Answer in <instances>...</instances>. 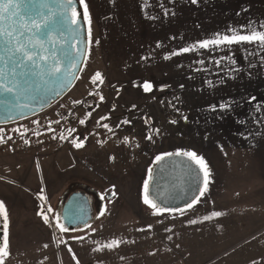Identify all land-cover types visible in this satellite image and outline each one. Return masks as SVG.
Returning <instances> with one entry per match:
<instances>
[{"label":"rangeland","instance_id":"obj_1","mask_svg":"<svg viewBox=\"0 0 264 264\" xmlns=\"http://www.w3.org/2000/svg\"><path fill=\"white\" fill-rule=\"evenodd\" d=\"M85 3L92 43L76 83L45 111L0 125L5 264H63L66 239L54 218L73 191L95 196L98 205L80 230L98 222L108 233L129 225L131 239L138 232L144 237L143 264H264V50L242 44L173 55L230 29L264 30V0ZM96 73L103 82L94 88ZM89 101L91 116L81 125L82 111L74 107ZM72 108L77 117L51 123ZM50 123L55 133L48 131ZM35 127L40 134H30L25 144L20 133ZM68 129L76 131L61 140ZM78 135L86 138L79 149L70 142ZM177 151L203 158L207 191L182 214L154 216L143 202L144 183L157 156ZM214 211L221 215L203 220Z\"/></svg>","mask_w":264,"mask_h":264},{"label":"snow or ice","instance_id":"obj_2","mask_svg":"<svg viewBox=\"0 0 264 264\" xmlns=\"http://www.w3.org/2000/svg\"><path fill=\"white\" fill-rule=\"evenodd\" d=\"M198 0H191V3L196 4ZM28 3L32 4V7L25 8L23 14H21L22 0H0V50H2L5 55L0 57V60H4L6 64H10L8 71L0 70V96H6V100H0V104L5 105L9 110L15 106L17 108H27V104H20L19 100L21 96L28 91L27 88H24L20 85L17 80L16 69H21V75L27 77L34 74H40L42 76L46 75L50 78L63 77L64 80H68L69 77L73 75V70L76 68V65L80 62L78 57L71 56L69 57L67 53H62L67 59V64L62 68L61 64L63 61L60 59V56L57 53V48H62L57 36L65 32L70 26L72 29L77 30L79 25V13L77 9V0H39V3H35L34 0H28ZM80 6L83 7V20L88 27V43L91 44V28H90V17L88 14L87 5L85 0H78ZM261 29H264V24L260 25ZM77 35H73V39H77ZM256 45L261 50H264V30H257L256 28L249 25L246 29L241 28L240 30L230 29V34H214L213 37L198 41L195 45L190 47H185L180 49L177 52H174L173 55H179L188 52H194L197 49L202 50H211L220 47H228L231 49L234 45ZM75 46V45H74ZM168 56H165V59H168ZM219 66V61H216ZM102 83L100 73H96L92 78L91 83L94 86L97 85V81ZM63 82V81H61ZM150 85L145 84L144 90L147 92L150 90ZM89 95H99V93L90 92ZM104 97L100 95V102H103ZM75 103L79 104L80 101ZM91 107V106H90ZM221 109L225 108V105L220 106ZM215 110V109H213ZM91 116V112L86 113V118ZM11 119V116H9ZM108 119V117H101V120ZM60 120L53 121L51 123L60 124ZM86 122L85 119H80L79 123L84 125ZM129 120H124L122 123H130ZM175 123V121H171ZM34 123H38L35 122ZM51 123L48 127V131L55 133L56 129L51 127ZM97 124H100V121H97ZM102 127L108 129L107 124H103ZM110 130V129H109ZM13 131H19L18 129H13ZM75 129L69 130V136L75 132ZM158 131V130H157ZM2 132V129H0ZM23 137L24 133H20ZM39 135L40 133H34ZM57 136L53 135L52 139H56ZM59 138L61 140L68 139V136L60 134ZM151 139V136L147 137ZM8 140H11L12 137L8 136ZM86 139V138H85ZM78 137H73L71 143L77 149L84 146L83 141L78 142ZM0 143H4L3 136H0ZM25 144H28V140H24ZM178 156V157H187L188 160L193 161L196 165L199 166L200 170L204 175V187L200 189L199 196L192 198L187 204V208L191 209L194 204L198 203L200 198L207 191V185L209 183L208 176L209 171L207 165L203 158L198 157L194 152H184L177 151L176 153H166L164 156ZM164 156H157L156 160L161 161L164 159ZM43 191V190H42ZM144 198L143 202L152 209V215H162L164 212L169 211H178L181 214L185 209H169L167 207H160L157 203H154L149 199V182L146 180L144 183ZM115 195V193H113ZM41 200L45 198L40 197ZM103 199V197H102ZM52 209L49 208L48 212H51ZM4 214V204L0 202V215ZM42 214V213H38ZM100 215H104V212L101 211ZM220 212L214 211L211 215L203 217L204 221L211 220L214 217H219ZM45 223H50L47 215L43 216ZM56 227L59 228L60 232H67L69 229L64 225L60 224L59 217L54 218ZM197 220H191L190 223L195 224ZM7 216L4 215V235L2 237V245H0V264H5V260L9 256V243H8V232H7ZM91 228V225H87ZM149 229L151 225L148 226ZM143 231L144 229H138ZM166 231H171V229H166ZM78 240H83L84 237H76ZM170 239V237H169ZM126 241L122 240H112L103 244L97 243V246L92 249L93 252H102L104 250H113L120 246V244L125 243ZM45 248L48 245H44ZM68 251L72 253V249L69 248ZM72 260L75 264H80L79 259L76 257L75 253H72ZM255 264V262H254Z\"/></svg>","mask_w":264,"mask_h":264},{"label":"water","instance_id":"obj_3","mask_svg":"<svg viewBox=\"0 0 264 264\" xmlns=\"http://www.w3.org/2000/svg\"><path fill=\"white\" fill-rule=\"evenodd\" d=\"M34 2L38 4L39 0H34ZM30 7L32 4L28 3V0H22L21 14L25 8ZM77 9L80 17L78 32L69 26L65 32L57 36L63 46L57 48V53L63 61L61 67L63 68L67 64V59L62 53H67L69 57L76 56L80 61L73 70V75L68 80H64L62 76L50 78L40 74L25 77L21 75V69L17 68L18 82L22 87L28 89L21 96L19 103L27 104L28 107L13 106L9 110L8 107L0 104V125L19 122L45 111L59 101L78 80L87 57L88 38L78 2ZM74 34L78 37L75 40L73 39ZM4 55L5 53L0 50V57ZM10 67V64L0 60V70L8 71ZM0 100H6V96H0ZM147 181L151 193L149 199L160 207L169 209L187 207L188 202L193 197L199 196L200 189L204 187V175L199 166L188 160L187 157L175 155L164 156L161 161L155 160L149 169ZM144 194L143 191V198ZM110 196L108 195V197ZM95 199V196L80 191L70 192L58 207V222L67 227L69 231L82 229L93 216L92 203ZM3 235V220L0 218V245Z\"/></svg>","mask_w":264,"mask_h":264},{"label":"crops","instance_id":"obj_4","mask_svg":"<svg viewBox=\"0 0 264 264\" xmlns=\"http://www.w3.org/2000/svg\"><path fill=\"white\" fill-rule=\"evenodd\" d=\"M146 216V219H149V214ZM113 219L116 220V217ZM145 222L147 223L148 221ZM103 225L104 224L98 222L89 229L64 232V239H66V242L64 240L62 241L61 257L59 260L63 264H75L72 260V253H75L80 264H143V259L147 257L143 256L141 253L144 246V237L142 233L138 232L136 238L131 239L132 232L129 231V225L124 224L122 228H117L120 225H113V228L117 229L109 233L99 231ZM81 236L84 237L83 240L76 239V237ZM114 239L126 242L120 244L119 247L113 250L106 249L102 252L92 251V249L97 246V243L103 244ZM69 248L72 249V253L68 251ZM133 252L136 253L134 254Z\"/></svg>","mask_w":264,"mask_h":264},{"label":"built area","instance_id":"obj_5","mask_svg":"<svg viewBox=\"0 0 264 264\" xmlns=\"http://www.w3.org/2000/svg\"><path fill=\"white\" fill-rule=\"evenodd\" d=\"M96 87L97 86H94V88H96ZM96 98H97V96H96ZM90 102L91 101L86 102L83 105H76L78 108L76 106L74 107V109H79L80 111H82V116L79 119H85V120L88 119V117L86 118V113H88L87 110L89 108ZM74 109L73 108L72 109H63V110L59 111L57 114L56 120H60L61 121L60 123H62L63 121L68 120L71 117H74V118L77 117V115L74 113ZM83 112H85V113H83ZM69 130L70 129H68L66 131V136H69ZM38 131H39L38 127H35L32 131L28 132V134L23 135L22 139L25 140L28 138V136L30 134L37 133ZM72 135H73V133L70 136H72ZM74 137L79 138L78 142L84 141V138H85L84 135H81V136L78 135V136H74Z\"/></svg>","mask_w":264,"mask_h":264},{"label":"flooded vegetation","instance_id":"obj_6","mask_svg":"<svg viewBox=\"0 0 264 264\" xmlns=\"http://www.w3.org/2000/svg\"><path fill=\"white\" fill-rule=\"evenodd\" d=\"M88 195H90V194H88ZM92 207H93V211L98 207V205L96 204V199L93 202Z\"/></svg>","mask_w":264,"mask_h":264},{"label":"trees","instance_id":"obj_7","mask_svg":"<svg viewBox=\"0 0 264 264\" xmlns=\"http://www.w3.org/2000/svg\"><path fill=\"white\" fill-rule=\"evenodd\" d=\"M0 218L2 219V215H0ZM3 220V219H2Z\"/></svg>","mask_w":264,"mask_h":264}]
</instances>
